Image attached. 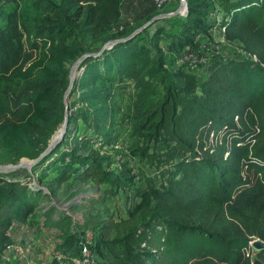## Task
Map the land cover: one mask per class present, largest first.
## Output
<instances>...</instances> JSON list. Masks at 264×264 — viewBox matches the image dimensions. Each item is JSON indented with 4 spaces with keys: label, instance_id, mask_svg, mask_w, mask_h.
<instances>
[{
    "label": "trees",
    "instance_id": "trees-1",
    "mask_svg": "<svg viewBox=\"0 0 264 264\" xmlns=\"http://www.w3.org/2000/svg\"><path fill=\"white\" fill-rule=\"evenodd\" d=\"M19 1L0 0V12L14 3L0 25V164L38 157L68 107L63 138L36 164L58 153L62 168L52 184L76 178L104 182L108 193L125 188L130 171L107 169L113 161L105 149L117 138L114 86L125 79L137 87V128L162 143L159 186L148 184L126 216L88 212L82 243L63 227L51 264H260L244 248L264 240V0H216L225 35L244 55L213 58L202 76L167 67L168 54L211 26V1L186 0L178 31L159 26L150 43L136 33L86 56L68 95L69 63L127 30L120 25L124 0H34L40 12L31 18ZM78 118L91 133L72 135ZM45 192L36 181L0 173V264L16 242L14 220L33 219ZM256 255L264 264V249Z\"/></svg>",
    "mask_w": 264,
    "mask_h": 264
},
{
    "label": "rangeland",
    "instance_id": "rangeland-1",
    "mask_svg": "<svg viewBox=\"0 0 264 264\" xmlns=\"http://www.w3.org/2000/svg\"><path fill=\"white\" fill-rule=\"evenodd\" d=\"M210 1L211 6L207 11L206 22L210 23L211 26L206 32L195 37L192 46H186L180 52L168 54L167 67L169 69L172 66L186 68L196 75L202 76L205 74V67L211 59L244 55L238 41L225 35L224 28L220 24L222 21L221 6L216 0ZM181 3L182 0H124L120 25L123 27L122 22L127 17L128 12L129 25L126 26L127 30H123L122 37L129 35L143 24L146 25L137 32L141 42L150 43L151 35L159 26H165L166 30L171 33L178 31L185 14L177 12L170 16H162L161 13L175 10L181 6ZM12 5L14 3L7 4L0 12V25L4 23L5 12ZM19 6L24 18H31L40 12L34 4V0H20ZM161 44L166 45L165 38L161 40ZM74 62L75 60L71 61L69 66L72 67ZM80 63L75 67L74 76L76 71L78 76L82 70ZM158 90L159 95H162L163 88L161 85ZM136 92L135 83L128 79L115 84L114 103L117 138L114 143L105 147L110 152L113 161L110 166H106L107 169L116 172L130 171L131 182L125 188L119 189L116 193H108L105 192L107 184L104 182L97 180L82 181L76 178L62 184H52V178L62 168V161L56 160L58 153L43 163L34 164L30 167L21 166L13 171L0 172L7 176H23L31 182L36 181L46 191L33 219L29 220L30 223L15 228L17 235H24L22 236L23 239L27 238L26 232L31 233V237H33L31 241L22 244L25 248L24 255L34 258V263L31 264H51L56 246L61 242L65 230L63 227L77 231L76 233L79 234L82 243L84 238L82 230L85 227L83 222L88 212H109L118 218L126 216L132 202L139 200L141 191L148 184L159 186L163 179V170L157 165V162H159L158 158L161 155L162 143L156 144L149 141L144 136L146 131L137 128ZM75 97L76 93L70 94L68 101L74 100ZM72 127L74 128L72 135L91 133V129L82 118H78L76 124L72 122ZM67 142L69 143V141ZM146 148H150V153L155 150L156 156L145 154L144 149ZM53 187L56 188L55 193L51 190ZM49 207H52V210L47 214L45 210ZM61 219L64 221L61 225L55 224ZM252 260L261 264L255 250L252 254ZM6 263L28 264L29 262H26V259L23 262L9 259Z\"/></svg>",
    "mask_w": 264,
    "mask_h": 264
},
{
    "label": "water",
    "instance_id": "water-1",
    "mask_svg": "<svg viewBox=\"0 0 264 264\" xmlns=\"http://www.w3.org/2000/svg\"><path fill=\"white\" fill-rule=\"evenodd\" d=\"M183 1L185 2L184 9H185V12H186V10H187L186 0H183ZM180 11H181V7H177L175 10L161 13V15L162 16H170V15L175 14V13L180 12ZM145 25L146 24H143L140 27L136 28L132 33H130L127 36L114 38V39H111V40L107 41L98 51L84 53L83 55L78 57L75 60V62L72 65V67H70V75H71L72 70L75 68V65L79 64L86 56L100 54L106 47H111L113 44H115L117 42L125 41V40L135 36L136 33L139 32ZM72 83L73 82L70 79V85H69V87H68V89L66 91V95H68L69 89L71 88ZM68 114H69V109L67 107L66 108V116H65L64 123H63V129H62L61 134L59 136H57V137H52L50 142H49V144H48V146L46 147V149L38 157H36V158L23 157L22 159H20V161L18 163L0 164V172L13 171L15 169H18L19 167H21L23 165L24 158H28L30 160V164L32 166V165L36 164L37 162H39L42 158H44L45 156L50 154L53 151V149L57 146V144L60 142V140L63 138V136H64V133L66 131V127H67V124H68ZM251 246H252V248L255 251L263 250L264 249V240L259 238V237H256V238H254L251 241Z\"/></svg>",
    "mask_w": 264,
    "mask_h": 264
},
{
    "label": "crops",
    "instance_id": "crops-1",
    "mask_svg": "<svg viewBox=\"0 0 264 264\" xmlns=\"http://www.w3.org/2000/svg\"><path fill=\"white\" fill-rule=\"evenodd\" d=\"M127 17L125 18V20L122 22L123 26H128L129 25V12L126 15ZM30 223V221L27 222H22L19 220H14L9 232L12 234V236L14 237V239L16 240L15 243H20V244H24L25 242L31 241L33 239V237H31V233L26 232L25 234H27V238L23 239L22 236H24L23 234L21 235H17V230H15V228L21 226V225H26ZM32 225V224H31ZM23 246V245H22ZM24 247L21 248H13L11 246L7 247L6 252H5V261L7 260H11L13 261L14 259L16 261H20L23 262L24 259H26V262H29L28 264L34 263V258L33 256H25L24 255Z\"/></svg>",
    "mask_w": 264,
    "mask_h": 264
},
{
    "label": "built area",
    "instance_id": "built-area-1",
    "mask_svg": "<svg viewBox=\"0 0 264 264\" xmlns=\"http://www.w3.org/2000/svg\"><path fill=\"white\" fill-rule=\"evenodd\" d=\"M211 134H212V132H211ZM243 173H244V171H242V174ZM251 241L252 240H250L248 246L244 248V254L249 256V257H252V254H253V251H254V249L251 246ZM9 246H11L13 248H21V247H23L22 244H20V243H12ZM84 249H85V252H86V248H84ZM5 264H7V263H5ZM14 264H19V263H14Z\"/></svg>",
    "mask_w": 264,
    "mask_h": 264
},
{
    "label": "bare ground",
    "instance_id": "bare-ground-1",
    "mask_svg": "<svg viewBox=\"0 0 264 264\" xmlns=\"http://www.w3.org/2000/svg\"><path fill=\"white\" fill-rule=\"evenodd\" d=\"M183 6H185V2L182 0V3H181V9L183 8ZM76 66H78V64H76L75 65V67ZM74 70H75V68L72 70V72H71V75H70V78H71V80H72V82H73V80H74ZM62 129H63V126H62ZM62 129H61V131L57 134V136H59L60 134H61V132H62ZM56 136V137H57ZM54 137V136H53ZM22 166H28V167H30L31 166V164H30V161L29 160H23V165Z\"/></svg>",
    "mask_w": 264,
    "mask_h": 264
}]
</instances>
